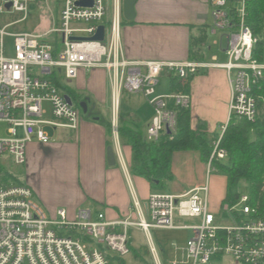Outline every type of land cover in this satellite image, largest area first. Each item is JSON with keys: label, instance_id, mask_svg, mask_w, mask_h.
<instances>
[{"label": "built area", "instance_id": "1", "mask_svg": "<svg viewBox=\"0 0 264 264\" xmlns=\"http://www.w3.org/2000/svg\"><path fill=\"white\" fill-rule=\"evenodd\" d=\"M36 1L0 0V14L26 13L28 4ZM79 1L88 0H61L60 28L43 35H12V58L3 55L6 34L0 30V125L6 126L7 135L0 133V157L7 154L18 166L26 164L27 147L33 140L48 143L44 127L73 131L79 127L80 110L66 102L52 78L67 85L81 70H104L111 87L112 127L116 128L121 93L141 94L153 110L146 128L151 142L164 132L175 131L176 112L169 102L189 109L188 94L158 95L156 87L163 72L175 73L183 87L200 68L198 64L127 61L121 44L120 0H111L110 7L103 0H91V6H78ZM6 4H10L9 10ZM246 5L247 0H213L211 16L213 32L223 33L226 39L227 61L220 67L227 72L231 86L229 118L254 121L256 98L251 90L264 79V65L253 56L257 38L246 25ZM101 25L105 32L102 42L72 40L93 37ZM50 34L61 37V44L44 39ZM45 103L49 120L44 119ZM225 128L220 127L222 134ZM219 141L213 144L210 162L226 156L218 149ZM0 178H4L1 172ZM208 194L207 185L189 191L182 202L168 193H152L147 202L148 220L109 222L103 214L85 209L72 215L57 209L47 216L28 186L0 183V264H108L106 251L118 258L130 254V227L145 233L178 229L175 211L197 217L199 223L188 227L193 236L183 246H172L175 257L170 264H211L213 259L224 257L232 264H264V215H259L258 207L249 205L246 195L240 196L228 207L231 215L238 216L237 223L223 227L208 211Z\"/></svg>", "mask_w": 264, "mask_h": 264}, {"label": "crops", "instance_id": "2", "mask_svg": "<svg viewBox=\"0 0 264 264\" xmlns=\"http://www.w3.org/2000/svg\"><path fill=\"white\" fill-rule=\"evenodd\" d=\"M212 11L213 0H137L134 19L126 21L122 15L127 23L121 24L120 35L124 57L129 62L194 63L200 66L188 82L191 128L195 129L201 123L208 136L218 129L219 136L214 138L218 141L222 135L220 127L229 120L231 86L227 72L220 67L227 61L224 53L226 39L223 33L213 32ZM200 28L204 29L206 36L197 43ZM262 42L264 44L263 37ZM192 49L198 54L199 61L188 60ZM260 63L264 65V50ZM162 75L168 79L169 73L163 72ZM67 86L74 92L75 98L86 106L87 115L81 116L77 131L44 127L49 137L48 143L33 140L28 145L24 185L31 189L36 205L47 216L57 209L66 210L69 215L80 209L93 213L95 209L96 214H103L109 222L137 223L139 219L148 220L147 202L152 191L146 180L130 173L132 152L130 147L119 141L118 120L116 128L112 127L108 73L102 69L81 70L78 77L67 83ZM156 93L171 94L169 80L168 91L158 93L156 87ZM107 96L110 98V107L102 114L100 108L104 107ZM45 108L47 114L44 119L49 120V106ZM118 113L122 121L141 130L147 128L153 116V110L147 102L143 106L130 105L121 110L120 99ZM100 117L104 119L103 122L99 121ZM106 122L111 123L110 132L105 127ZM51 132L56 139L51 136ZM108 147H112L115 155L113 166L107 163ZM171 174L172 178L164 183L163 188L180 202L186 199L192 189L207 185L209 213L215 218L224 208L225 178L222 177V182L212 179L207 163L202 162L198 152L174 153ZM174 223L178 229H150L166 231V237L156 234L154 239L150 230L146 233L153 252L144 249L146 247L142 249L144 244L133 249L135 230H142L130 227V254L118 258L106 251L108 264H154L152 256L156 264H161L160 259L173 261L175 256L172 246H183L193 236L188 227L198 224L199 219L177 211Z\"/></svg>", "mask_w": 264, "mask_h": 264}, {"label": "trees", "instance_id": "3", "mask_svg": "<svg viewBox=\"0 0 264 264\" xmlns=\"http://www.w3.org/2000/svg\"><path fill=\"white\" fill-rule=\"evenodd\" d=\"M122 1V0H121ZM121 24L127 23L122 18ZM246 25L251 29L257 38L253 56L258 62H262L264 44L262 33L264 26V0H247ZM131 24V22H128ZM203 28H200V35L196 42L205 38ZM194 42H192V46ZM198 54L190 50L188 60L199 61ZM193 75H190L183 87L180 86L178 76L169 73V89L171 94L183 92L188 94V82ZM62 93L71 98L74 106L80 110V101L75 98L74 92L65 84L57 82L52 78ZM256 98V117L254 121L230 117L226 128L219 141V150H224L225 158L214 157L210 162V174L219 175L225 178L226 195L222 205L230 206L238 201L239 195H232L231 188L236 182H244L247 188L249 205L258 207L260 216L264 215V79H260L251 90ZM169 107L176 112V127L172 133H162L158 140L148 141L146 129H136L126 121H122L118 113L117 133L120 143L130 147L132 152V164L130 173L143 178L150 186L152 193L161 192L165 182L172 178L171 161L174 153L195 151L199 153L200 159L208 163L213 151V142L208 139L206 128L198 124L195 129L191 128V116L189 109L174 107L169 102ZM87 115V114H86ZM96 115H98L96 113ZM100 122L104 119L100 117ZM105 127L111 131V123L106 122ZM238 218L235 213L232 215ZM147 249V248H144ZM146 251V250H145ZM135 252V251H131Z\"/></svg>", "mask_w": 264, "mask_h": 264}, {"label": "rangeland", "instance_id": "4", "mask_svg": "<svg viewBox=\"0 0 264 264\" xmlns=\"http://www.w3.org/2000/svg\"><path fill=\"white\" fill-rule=\"evenodd\" d=\"M105 5H111V0H103ZM1 5V2H0ZM60 11H61V0H37L34 3H30L27 6L26 13L23 12H16V11H5L0 14V30H3L6 35H4L2 39V46H3V55L6 58H12L14 55V39L12 35L20 34V33H27L32 35H43L48 33L49 31L60 28ZM106 20V19H105ZM263 39H264V26H263ZM217 38V37H216ZM44 39L50 43L57 42L59 45L61 44V37L57 34H50L44 36ZM158 93L168 91V79L164 75L159 78V85L157 86ZM146 104L145 99L141 95H134L123 91L120 95V108L123 110L124 108L130 107V105H140L143 106ZM46 103L44 106L46 107ZM101 107L100 110L102 114H105L110 107V98L106 97V102ZM109 114L112 116L111 107ZM83 116V115H82ZM6 126L4 124L0 125V133L2 137H7L5 133ZM219 130L215 131L214 133L208 136V139L212 140L214 143L219 136ZM53 138H55V134L50 133ZM212 137V138H211ZM56 139V138H55ZM214 148V146H213ZM213 153V151H212ZM211 153V156H212ZM207 163L208 169H210V159ZM25 165L18 166L16 165L12 158L5 154L3 157H0V172L1 176H4L3 179L0 178V183L4 185H16V184H25L27 172L25 171ZM212 179L216 178L217 180L223 181L222 177H217L212 174ZM160 191L167 192L168 190L162 188ZM232 195H239L244 196L247 194V188L244 182H236L233 187L231 188ZM227 205H224V208L219 211L218 214L215 216V223L217 225H221L223 227H230L237 223V219H235L229 212H228ZM93 214L96 215V210L93 209ZM177 217V211L174 213V218ZM150 233L154 235V239L156 238V234L160 235L161 237L168 236L166 231H154L150 230ZM133 249L140 247V244H144V247L151 248L149 243V239L147 234L142 231L135 230V234L133 235ZM147 244V245H146ZM136 250V249H135ZM152 255V254H151ZM130 257L128 258V260ZM152 263H155V259L152 256ZM161 264H169L170 261H166L165 259H160ZM211 264H232L231 260L228 257H224L222 259H213Z\"/></svg>", "mask_w": 264, "mask_h": 264}, {"label": "water", "instance_id": "5", "mask_svg": "<svg viewBox=\"0 0 264 264\" xmlns=\"http://www.w3.org/2000/svg\"><path fill=\"white\" fill-rule=\"evenodd\" d=\"M136 1L137 0H123L122 1V15L126 21H132L134 19ZM77 5L78 6H87V5L91 6L92 2H91V0L79 1V2H77ZM9 8H10V4H6L5 9L9 10ZM104 33H105L104 32V26L101 25L98 27L97 32L93 37H91V38H72V40H89V41H100V42H102L104 40ZM64 99L66 100V102L69 105H74L73 101L71 100V98L69 96L65 95ZM79 107L82 109L83 114L87 113V109H86V106L84 104L80 103ZM167 133H169V132L167 131ZM106 155H107L108 165H110V166L115 165V155H114L112 147L107 148Z\"/></svg>", "mask_w": 264, "mask_h": 264}, {"label": "bare ground", "instance_id": "6", "mask_svg": "<svg viewBox=\"0 0 264 264\" xmlns=\"http://www.w3.org/2000/svg\"><path fill=\"white\" fill-rule=\"evenodd\" d=\"M119 108V107H118Z\"/></svg>", "mask_w": 264, "mask_h": 264}]
</instances>
